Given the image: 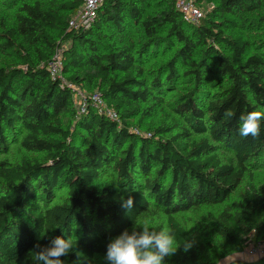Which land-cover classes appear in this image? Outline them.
<instances>
[{"label":"trees","instance_id":"16d2710c","mask_svg":"<svg viewBox=\"0 0 264 264\" xmlns=\"http://www.w3.org/2000/svg\"><path fill=\"white\" fill-rule=\"evenodd\" d=\"M192 1L217 2L191 24L174 0L148 14L146 0H104L91 26L70 28L82 0H9L15 10L10 23L0 19V36L2 47L15 51L20 63L0 66V154L12 144L27 154L18 162L0 159V264H37L30 251L37 244L49 246L57 236L76 241L61 257L64 264H95L110 239L131 231L153 204L166 213L181 244L179 264H216L222 256L214 247L213 259L205 261L196 237L175 215L228 202L248 170L264 165V120L258 138L238 131L241 114L264 112V50L250 52L249 41L227 31L229 19L223 17L259 11L264 0ZM241 16L249 24L264 22V16ZM134 28L143 38L138 46L123 37ZM57 38L70 42L65 77H53L50 70L61 48ZM175 42L173 55L148 77L141 65L151 47ZM215 60L225 85L202 101L203 74ZM183 74L195 85L175 101L181 122L154 127L149 136L133 131L153 114L154 105L142 109L141 104L162 102V94ZM85 84L97 88L105 110L91 100L76 110L74 87ZM229 109L235 116L225 120ZM65 114L71 116L66 126ZM107 168L117 186L107 181L96 186ZM63 188L65 198L53 202ZM129 195L133 205L127 209L122 203ZM214 230L235 253L264 240V184L249 181L241 201L214 218ZM186 240L192 241L187 252Z\"/></svg>","mask_w":264,"mask_h":264},{"label":"rangeland","instance_id":"374dc122","mask_svg":"<svg viewBox=\"0 0 264 264\" xmlns=\"http://www.w3.org/2000/svg\"><path fill=\"white\" fill-rule=\"evenodd\" d=\"M164 0H146L144 5V13H152L156 9H159ZM217 1L212 2L211 4H206L205 2H200L202 9L205 13L211 10L215 6ZM15 7L12 6V3L9 0H0V19L4 18L8 23L12 21ZM77 14V13H76ZM73 15V17L76 16ZM223 17L229 19L227 23V31H231L235 35H240L243 38L249 41L250 52L257 49L264 50V22L255 20L253 24H249V21H244L241 15L246 17L258 18L259 16H264V6L259 11L252 13H243V14H223ZM164 34V32H160ZM105 34H107L105 30ZM125 40L131 41L138 46V43L142 41L141 34L137 33L136 28L132 30L131 35L123 36ZM3 38L0 36V66H17L20 63V58L18 57L15 51L7 50L2 47ZM58 43H61V48L53 54L58 55L57 57L62 61V71L60 72V77H65L66 75L63 72L64 66V54L67 48L70 46V42H62L57 38ZM26 47L29 46L26 44ZM178 47V43L165 45L163 47H151V53L143 61L141 65L148 74V77H153L156 75L155 70L161 69L166 61L173 55L175 49ZM32 54L35 57V53L30 49ZM199 52L196 50L193 54L194 58H198ZM178 69L183 72L184 68L181 64L177 65ZM182 75V74H180ZM202 85L200 86V95H202V101H206L209 97L213 96L218 92L224 85L225 81L221 80L220 76L217 73L216 60L210 62L208 68L205 69L203 74ZM177 80L174 81L171 90H166L162 94V102H149L142 103L141 107H148L154 105L153 114L151 116H144L142 122L139 123L138 127L132 128L137 134L141 135H150V129L157 127L161 124H175L181 122L180 118L176 115L174 111L175 101L178 99L179 95L188 91L195 85V81L191 76L183 74V78L178 76ZM100 95L97 88L93 85L85 84L83 86L74 87V107L76 110L82 111L81 102L87 98L92 97L93 95ZM92 102L95 106L96 104ZM103 110L106 109L105 104L103 105ZM116 119V117H111ZM63 123L66 126L70 120L71 116L65 114L62 117ZM138 117H135L132 121L137 122ZM27 154L23 149H21L17 144H12L10 149L7 152L0 154V159H8L11 162H18L23 155ZM30 155H34L29 153ZM222 155L227 157L230 155L229 151H222ZM109 182L112 186H117V181L115 173L111 168H107L103 171L101 179L96 182V186L102 187L105 182ZM251 181L255 185L264 184V165L259 167H251L248 172L245 174L244 180L238 190L231 196L230 200L223 204L217 205H203L196 209H190L188 211L177 213L175 216L180 221V223L194 236L196 237L199 245L198 250L202 253L205 261H210L213 259L212 249L215 247L217 249V254L222 255L217 261L216 264H231L235 260L242 261L244 264H264V257L262 258H251L245 252L248 250L254 242H249L245 245L243 252L235 253L232 248L215 232L214 230V218L226 207L229 206L233 201H241L242 195L245 191L247 183ZM67 195L66 189L63 188L59 190L56 194V197L53 202H60ZM148 221L156 230L164 225L168 224L166 213L158 206L154 204L151 208L142 214L138 220L137 224ZM183 258V252L178 249L177 252L166 258V264H179L180 259ZM3 264H18L14 263H3ZM95 264H107L104 255H97L95 258Z\"/></svg>","mask_w":264,"mask_h":264},{"label":"clouds","instance_id":"9594fccd","mask_svg":"<svg viewBox=\"0 0 264 264\" xmlns=\"http://www.w3.org/2000/svg\"><path fill=\"white\" fill-rule=\"evenodd\" d=\"M235 112L231 109L224 113L225 120H231ZM239 135L258 138L261 132V121L264 112L259 110L241 114L239 117ZM133 197L128 196L122 207L130 209ZM76 241L71 236L64 238L57 236L47 247L35 245L30 251L37 264H64L61 257L69 255L74 249ZM181 247L172 228L164 224L156 230L148 221L134 223L131 231L125 229L118 236L110 239L107 244L105 260L107 264H166V258L173 256ZM192 247V241L186 240L183 249L187 252ZM38 249V250H35Z\"/></svg>","mask_w":264,"mask_h":264},{"label":"built area","instance_id":"2783aa9c","mask_svg":"<svg viewBox=\"0 0 264 264\" xmlns=\"http://www.w3.org/2000/svg\"><path fill=\"white\" fill-rule=\"evenodd\" d=\"M83 4L78 10L75 17L69 21L70 28L89 27L94 23L99 7L104 0H82ZM176 9L181 13L183 19L191 24H198L205 16V12L201 6L196 4L192 0H174ZM54 55L50 63V70L53 77L59 76L62 71V61ZM60 77V76H59ZM88 100L93 101L96 106L102 109L104 103L102 102L100 95H93L87 97L81 102L82 109H84ZM106 114L110 117H115V113L112 110H106ZM251 258L264 257V240L254 242L251 247L245 252Z\"/></svg>","mask_w":264,"mask_h":264}]
</instances>
